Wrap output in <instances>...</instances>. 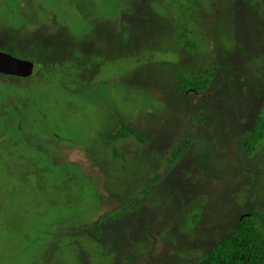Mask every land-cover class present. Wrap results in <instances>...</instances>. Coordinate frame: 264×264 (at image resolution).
Segmentation results:
<instances>
[{
  "label": "rangeland",
  "instance_id": "rangeland-1",
  "mask_svg": "<svg viewBox=\"0 0 264 264\" xmlns=\"http://www.w3.org/2000/svg\"><path fill=\"white\" fill-rule=\"evenodd\" d=\"M0 50V264H197L264 211V0H0Z\"/></svg>",
  "mask_w": 264,
  "mask_h": 264
},
{
  "label": "trees",
  "instance_id": "trees-1",
  "mask_svg": "<svg viewBox=\"0 0 264 264\" xmlns=\"http://www.w3.org/2000/svg\"><path fill=\"white\" fill-rule=\"evenodd\" d=\"M185 32H179L177 35L178 41L185 49L196 50V44L189 39ZM181 74L178 76L177 89L181 94L187 93H203L215 78L216 73L211 68L204 74ZM5 77V75H1ZM135 137L139 141H144V135L137 129L132 128L127 123H122L121 128L110 139L112 143L116 140ZM111 143V144H112ZM192 143L191 139H187V145L183 148L187 150ZM264 143V113H261L257 122L249 134L245 152L249 156L255 155ZM182 156L178 153L174 160H178ZM174 163V161H173ZM172 163V164H173ZM244 215V218L239 222L238 227L224 239L215 244L207 255L202 257L197 264H264V211L252 210ZM121 218L120 213L108 215L106 219H100L97 225L91 229L93 236L97 232L103 231V226L106 222H112Z\"/></svg>",
  "mask_w": 264,
  "mask_h": 264
},
{
  "label": "water",
  "instance_id": "water-1",
  "mask_svg": "<svg viewBox=\"0 0 264 264\" xmlns=\"http://www.w3.org/2000/svg\"><path fill=\"white\" fill-rule=\"evenodd\" d=\"M36 72L37 70L34 62L0 50L1 75L19 79H28L34 76Z\"/></svg>",
  "mask_w": 264,
  "mask_h": 264
},
{
  "label": "flooded vegetation",
  "instance_id": "flooded-vegetation-1",
  "mask_svg": "<svg viewBox=\"0 0 264 264\" xmlns=\"http://www.w3.org/2000/svg\"><path fill=\"white\" fill-rule=\"evenodd\" d=\"M248 214L249 213H245V214L241 215L239 222L244 218V215H248Z\"/></svg>",
  "mask_w": 264,
  "mask_h": 264
}]
</instances>
